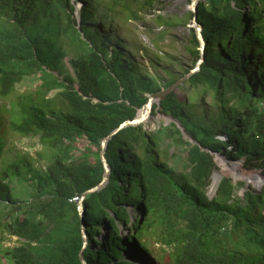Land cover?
I'll return each instance as SVG.
<instances>
[{"label":"trees","instance_id":"obj_1","mask_svg":"<svg viewBox=\"0 0 264 264\" xmlns=\"http://www.w3.org/2000/svg\"><path fill=\"white\" fill-rule=\"evenodd\" d=\"M74 1L82 4L79 22ZM74 1L0 0V113L19 83L39 81L33 92L16 94L6 128L38 136L37 159L0 166V226L19 242L8 252L12 263L83 264L82 253L87 264H133L123 249L129 242L134 256H150L153 236L169 248L168 258L155 257L159 264H264V186L256 191L225 176L215 196L207 193L213 153L243 157L246 168L264 174V0L199 1L205 48L190 28L186 49L196 63L184 75L204 55L200 69L153 104L152 115L170 116L169 125L153 132L129 125L108 140L109 181L84 200L85 248L76 197L103 179L102 140L179 78L165 70L170 79L162 85L116 37L120 3L126 20L140 18L127 0ZM159 2L137 0L140 9ZM184 85L192 92L184 95ZM207 95L216 112L204 107ZM217 128L226 141L216 138ZM82 139L89 145L78 152ZM130 206L139 214L133 228ZM121 226L131 229L126 242Z\"/></svg>","mask_w":264,"mask_h":264},{"label":"rangeland","instance_id":"obj_2","mask_svg":"<svg viewBox=\"0 0 264 264\" xmlns=\"http://www.w3.org/2000/svg\"><path fill=\"white\" fill-rule=\"evenodd\" d=\"M138 1L142 2L143 0ZM126 2L130 3L134 9H137L138 11L140 10V18L137 20H126L125 14H122L121 12L124 6L120 3L116 7L118 14V20L116 22L119 23H117L118 26L115 34L116 37L118 36L122 38L123 43L127 45V51H134V59L138 63L139 69L155 77L161 76V79L164 80L162 85L170 79L164 72L165 70L172 71L176 79L183 78L184 72L190 70L196 63L194 62V57L190 55L186 49V43L188 42L190 36V28H195L190 14L192 11V0H161V2L155 4L154 7L147 9H140L137 0H132L131 2L127 0ZM75 11L78 20L80 19L81 13L80 6L78 4H76ZM158 16L161 17L160 21L157 19ZM166 21L169 22V26L165 24ZM63 37L66 39L65 36ZM114 39L115 38L113 37L111 40L114 41ZM67 41L65 43H67ZM135 44L143 50L139 52L135 51ZM68 46V48L72 49V54L77 50L75 47L70 45V43H68ZM70 57L71 55L65 57V61L68 65ZM187 78L188 77H186L178 85H183ZM38 85L39 81L36 79H25L17 85L16 92L1 101L2 107L4 108L0 113V128H2L1 134L4 138V147L2 154L0 155L1 167L7 166L13 160L22 156L37 159V153H39L42 148L39 144L38 136L20 134L6 129L7 123L10 122L12 118L16 117L15 113L12 111V101L15 99L16 94L22 92H33ZM191 92L192 91L189 86L184 85L183 94L187 95ZM54 93L55 91L51 92L50 96L54 95ZM205 99L206 100L203 103L204 107L211 108L214 112H216L215 108L212 107L211 96L207 95ZM204 107L201 106V112H199L200 114H208ZM152 112L151 117L143 122L144 129L147 132H153L159 127V125L164 124L167 126L171 123V121H173L168 115H163L161 113L152 115ZM205 118L210 121L208 124L212 123L211 116L206 115ZM220 131V129L216 131L218 134H216V138L220 141H226L228 138L227 135L221 133ZM166 143L168 144V140ZM88 145L89 142L86 139L80 140V142L77 143V146L79 147L78 152L84 150ZM231 149L232 147H230V150ZM168 151L170 154L173 153L174 147H170ZM213 155L217 166V169H215L214 172L219 170L223 172L220 181L225 176L230 177L235 182L243 181L246 187L252 188L256 191H260L264 186V174H262V171L252 166H248L246 168L244 166L245 159L243 157H229L227 154H222L220 152L213 153ZM44 163L45 162L43 160H37V162L34 161V164L36 165L39 164L43 166ZM227 165L232 167V171L225 173L223 167ZM211 184L207 193L212 198L215 196L217 190L211 191ZM245 189L246 188L239 189L238 194L243 195ZM129 211L132 214V219L128 225L133 228L132 222L136 220V217L139 214L137 211L133 210L131 206L129 207ZM121 229L126 242V236L129 232H131V229H125L123 226H121ZM133 233H136V228L133 229ZM86 236L87 240H89V236ZM96 236L99 241L104 242L107 236L105 225L103 226V231L96 234ZM17 245H19L18 237L13 235L11 236L6 231L2 223L0 226V264H13L8 252ZM128 246L130 248L127 247L122 251V259L125 261L128 260L133 264H144V261L146 260L150 261V263L152 261L151 264H159V262L155 260L157 255L168 258L169 248L162 245L153 236L148 239V247L152 251L150 256H146L145 254L139 252V255L134 256L135 248L133 247V244L128 242ZM96 247L100 248L102 245L98 244Z\"/></svg>","mask_w":264,"mask_h":264},{"label":"water","instance_id":"obj_3","mask_svg":"<svg viewBox=\"0 0 264 264\" xmlns=\"http://www.w3.org/2000/svg\"><path fill=\"white\" fill-rule=\"evenodd\" d=\"M200 0H192V3H191V10L192 12L194 13V16H193V23H194V26H195V29H196V34H197V37L200 41V44H201V50L202 52L204 51V48H205V39H204V36H203V26L202 24L198 21V14H197V7H198V3H199ZM79 18V17H78ZM80 19H78L79 21ZM204 60V55L202 56V58L198 61V63L196 64V66L187 74L184 75L183 78L181 79H178L175 83H173L170 87L166 88V89H163L159 92H156V93H152L149 95V99H148V102L139 110L137 116L134 118V119H131V120H126L124 121L123 123H121V125L115 129L114 131H112L108 136H106L102 142H101V152H100V155H101V160L103 162V165H104V168H105V172H104V175H103V179L102 181L95 185L94 187L86 190L85 192H83L80 196H77L76 199H77V202H78V208H79V213H80V216H81V225H82V233H83V236H84V239H85V244H84V248L87 246V243H88V240H87V236L85 234V225L83 223V215H84V211H85V208H84V200L85 198L87 197L88 194H91V193H94L96 191H99L101 188H103L109 181V175H110V171H111V167L106 159V146H107V142L108 140L115 134L117 133L120 129L126 127V126H129V125H137V124H141L143 123L144 121H146L148 118L151 117V112H152V109H153V104L154 103H159V100L168 95L171 91H173L176 86L181 82L183 81L186 77H188L191 73L197 71L200 69V65L201 63L203 62ZM186 135V134H185ZM187 136V135H186ZM192 142H194L192 139H191ZM214 174V172H213ZM213 174L211 177H213ZM81 260H82V263L83 264H87L83 254L81 253ZM153 258V257H152Z\"/></svg>","mask_w":264,"mask_h":264},{"label":"bare ground","instance_id":"obj_4","mask_svg":"<svg viewBox=\"0 0 264 264\" xmlns=\"http://www.w3.org/2000/svg\"><path fill=\"white\" fill-rule=\"evenodd\" d=\"M223 168H224L225 173L232 171V167H230L228 165L223 167ZM222 174H223V172H221L220 170L214 172L213 177H212L211 191L217 190V187H218V184H219V181H220Z\"/></svg>","mask_w":264,"mask_h":264},{"label":"clouds","instance_id":"obj_5","mask_svg":"<svg viewBox=\"0 0 264 264\" xmlns=\"http://www.w3.org/2000/svg\"><path fill=\"white\" fill-rule=\"evenodd\" d=\"M74 1V0H73ZM76 4H78L80 6V10L82 9V4H80V2H76L74 1V5H75V8H76ZM77 200V199H76Z\"/></svg>","mask_w":264,"mask_h":264}]
</instances>
